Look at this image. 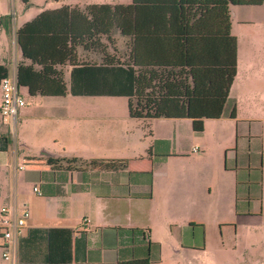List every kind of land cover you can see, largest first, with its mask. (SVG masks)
<instances>
[{
  "label": "crops",
  "instance_id": "crops-1",
  "mask_svg": "<svg viewBox=\"0 0 264 264\" xmlns=\"http://www.w3.org/2000/svg\"><path fill=\"white\" fill-rule=\"evenodd\" d=\"M61 1H53L56 4L51 9L39 8L31 12L30 2L24 7L20 0L18 6L14 0H0V66L7 74L16 71L18 48L14 31L17 27L43 11L102 4L97 0L90 3ZM229 19V32L236 42L235 76L223 116L202 122V131L208 122L225 125V135L216 133L221 146L233 134L230 123L237 128L236 123L246 122L236 116L238 102L261 95L260 92H245L243 84L239 86L236 81L238 76L248 75L253 81L264 82V76L259 75L264 72V0L259 6L229 8ZM65 77L67 80V74L63 73L64 80ZM20 96L22 98V94ZM67 97L41 98L64 101ZM46 105L48 109L40 114V119L49 120L57 115L60 121L69 120L67 111L59 107L60 102H46ZM21 108L20 118H28L30 106ZM98 111L99 108L94 110V116ZM231 111L233 118H229ZM17 113L14 123L18 120ZM72 113L75 120L84 118L79 109ZM128 119L127 124L114 128L93 125L87 129L80 123L71 127L62 125L59 131L46 128L36 133L35 144L21 135L10 150L0 118V138L8 141L5 151L0 152V175L2 168L7 170L0 180V210L25 209L28 212L25 226L17 237V264H41L47 255L62 257L64 253L70 258L69 264H118L142 259L148 264H177V253L191 250L181 247L177 250L182 235L180 233V239L177 238V226H202L195 218L203 211L204 204L196 187L189 191L182 188L189 180L188 174H171L161 168L182 155L206 152V145L198 138L203 132L194 133L188 119H134L129 116ZM182 135L190 142L186 152L177 151ZM262 135L261 129L260 139ZM232 137L252 136L234 132ZM192 148H197V152L193 153ZM223 148L227 149L222 158L223 169H226V153L230 154L231 150ZM232 155L235 159L237 152ZM235 170V166L230 169ZM243 170L250 171V168ZM196 181L191 180V183L196 184ZM242 182H250L248 175ZM182 196H186L185 205H182ZM252 209L250 206L249 215L255 212ZM187 210L195 213L185 212Z\"/></svg>",
  "mask_w": 264,
  "mask_h": 264
},
{
  "label": "trees",
  "instance_id": "trees-1",
  "mask_svg": "<svg viewBox=\"0 0 264 264\" xmlns=\"http://www.w3.org/2000/svg\"><path fill=\"white\" fill-rule=\"evenodd\" d=\"M20 2L25 7L29 0ZM262 2L129 0L127 5L43 11L14 31L17 88L25 89L30 97H121L126 99L130 118L188 119L191 130L200 133L203 120L223 116L235 76L236 42L229 32V8ZM112 32L124 39L120 55ZM6 76L0 66V81ZM233 116L231 111L229 118ZM7 144L1 137L0 152ZM235 179L234 210L249 215L254 199L247 196L248 187L258 185L257 181ZM241 184L247 187L242 198L238 196ZM185 229L189 236L181 235V248L201 249L202 226L189 224ZM69 263L64 253L62 257L47 255L41 264Z\"/></svg>",
  "mask_w": 264,
  "mask_h": 264
},
{
  "label": "rangeland",
  "instance_id": "rangeland-1",
  "mask_svg": "<svg viewBox=\"0 0 264 264\" xmlns=\"http://www.w3.org/2000/svg\"><path fill=\"white\" fill-rule=\"evenodd\" d=\"M14 1L18 6L19 0ZM74 1L69 0L68 2L73 3ZM90 1L95 0H82V3H90ZM97 1L102 4H129V0ZM29 2L31 12H35L39 8L51 9L56 4L52 0H29ZM66 2V0L61 1V3ZM9 30L8 27V34ZM111 37L114 48L120 55L123 51L124 39H121L116 32H112ZM259 75L264 76V72ZM247 79H249L248 75L238 76L236 84L239 86L243 84L245 92L250 94L260 92L261 95L259 98L238 102L235 110L236 116L241 117L246 122L236 123L237 128H234V124L230 123V133L232 131L233 134L237 132V135L245 134L252 137L235 139L232 134L228 142L221 146L216 133L225 135L227 131L225 125L221 126L215 122H208L204 127V131H202L203 133H201L202 135L198 137L206 145V152L182 155V158L168 161L167 166L161 168L171 174H188L189 180L182 184V188L189 191L192 187H196L199 199L204 204L203 211L195 218L200 221L204 229L203 247L199 250H188L184 254L177 253V264H264V82H256L253 79L247 81ZM19 92L22 94L24 106H30L31 111L28 118L21 119V111L19 110H23V108L18 109V120L15 121L12 128L3 124L4 135L10 142V150L21 135L31 144H35L36 139L34 137L36 133L46 128L59 131L62 129V125L71 127L76 123L87 126V129L93 125L114 128L115 125L120 126L130 122L124 98L67 97L64 101H60L61 99L47 101L48 99L41 97L31 98L23 89H20ZM46 102H60L59 107L67 111L69 120L60 121L57 115L52 116L49 120L40 119V114L48 109ZM96 108H99V111L94 116L93 113ZM74 109L82 111L81 114L84 118L80 120L73 119L72 111ZM261 129L263 135L260 139L258 135ZM189 146V138L182 135L177 151L186 152ZM225 146L229 147L228 150L231 151L230 154L226 153V169H223V153L227 150H224L223 147ZM16 148L20 150L18 144ZM232 152H237L235 159L232 157ZM203 153H205L204 156L199 157ZM260 163L261 168L259 171ZM234 166L236 170L230 171ZM247 167L250 168V171L243 170ZM1 171L0 180L5 176L7 170L2 168ZM246 175H250L249 180L251 182H254L253 180L257 181L258 185L253 183L248 187L249 193L247 196L254 199L251 206L255 212H250L251 215L245 216L239 215L241 210H234L232 201L234 179L239 177L243 180ZM197 179L198 182L200 181L198 184ZM191 180L192 182L196 181V184H192ZM6 185L8 188V180H6ZM11 186H13V180L10 181ZM246 189L247 187L241 184L238 196L241 197L243 192L246 193ZM185 197L182 196V205H185ZM237 208L241 209V205L238 204ZM185 212L191 213L192 211L187 210ZM193 213L195 211L191 214ZM180 233L188 239L189 232L185 227L177 226L178 239H180ZM192 243L198 244L199 242ZM180 245L181 243L178 244L177 242V250L181 249ZM165 248L163 253L166 251Z\"/></svg>",
  "mask_w": 264,
  "mask_h": 264
},
{
  "label": "built area",
  "instance_id": "built-area-1",
  "mask_svg": "<svg viewBox=\"0 0 264 264\" xmlns=\"http://www.w3.org/2000/svg\"><path fill=\"white\" fill-rule=\"evenodd\" d=\"M24 106L19 94L15 71L0 81V118L3 124L13 127L17 110ZM193 153L197 148H192ZM36 193V188H33ZM0 258L2 264H17V237L25 226L28 212L25 209L0 210Z\"/></svg>",
  "mask_w": 264,
  "mask_h": 264
}]
</instances>
